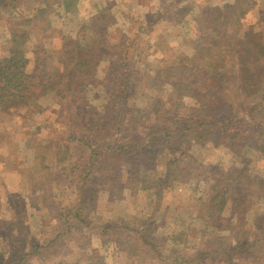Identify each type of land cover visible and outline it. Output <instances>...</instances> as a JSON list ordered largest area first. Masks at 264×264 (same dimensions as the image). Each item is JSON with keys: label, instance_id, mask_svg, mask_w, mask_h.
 <instances>
[{"label": "trees", "instance_id": "1", "mask_svg": "<svg viewBox=\"0 0 264 264\" xmlns=\"http://www.w3.org/2000/svg\"><path fill=\"white\" fill-rule=\"evenodd\" d=\"M27 1L29 0H2L0 9H21L22 4ZM74 1L64 0V9L72 8ZM48 12L47 7L35 10L23 22L21 29L12 31L6 37L10 49L0 60L2 113L14 117L21 110L37 111L42 101L62 90L71 96H84L92 87L91 80L98 79L106 57H109L107 60H113L115 56L119 60L117 69L110 73V97L114 104L112 114L105 115L95 108H90L85 113L62 112V124L68 127V133L63 138L51 139L49 142V146L56 151L55 164L36 167L40 172L52 173L53 170H58L60 175L54 182L57 180L59 183L61 175L72 179L74 191L70 195L76 197L74 202L59 210L61 222L58 226L62 227L63 233L61 231L53 236L47 250L60 248L62 243L72 241L91 246L93 236H85V230L89 228L100 235L103 241L107 239L111 244L115 243L116 247L121 244L116 241L123 238H134L130 243L142 242L146 260L160 264L167 259H164L166 245L154 240L150 235L151 230L142 228V223L136 220L138 224L134 222L132 227L106 220L95 223L96 208L90 207L95 204L96 199H90L88 191L91 187H96L97 183L104 190L106 185L121 184L126 178L134 189L144 184L150 197L161 201L165 193H171L189 180L207 182L211 179V176L203 179L201 174L198 175L197 159L191 151L215 142L236 154L246 142L253 140L264 159V113L259 109L260 106L264 110V34L256 32L254 28L243 38L231 33V29L239 27L249 13L247 0L240 1L233 9L221 7L201 12L198 21L203 24L201 41L196 46L193 57L181 56L176 66L172 67V74L178 71L173 77L175 99L171 96L169 102L163 104V110L156 113L158 117L167 113L174 116V120L157 124V121L145 117L138 119L139 121L129 118L128 104L137 92L126 66V48L128 42H131L127 37H123L124 40H114V35L100 28L81 44L73 36H66L60 68L53 70L48 78L29 71L27 61L29 55L33 54L31 46L36 42L35 34L43 33L44 27L51 25ZM104 12L100 13L96 22L105 21ZM119 50L121 52L115 54ZM232 61L235 62L240 77L242 98H239V102L242 112H239L234 101L228 100L231 98L232 87L228 77L223 75ZM142 66V76H147L146 69L149 65L146 59L142 60ZM185 91L195 103L194 113L183 112V106L179 105L180 96ZM245 100L250 103L247 105ZM171 106L174 111L170 110ZM249 118L253 123L252 131L247 130L242 121ZM130 121L139 129L134 130L132 127L129 132L127 127L130 126ZM76 148L84 150L87 158L75 159ZM213 175L211 190L202 194L199 210L210 226V233L215 236L228 224L223 216L230 208L247 210L253 198L257 204L264 206V178L249 182L247 174L242 172H231L226 180L214 179ZM251 186L257 187V192ZM159 210L158 205L155 212ZM150 216L153 217V214ZM18 227L21 229V226ZM19 231L20 235L14 239L15 244L17 242L13 247L14 254L7 264H24L28 258L43 250L37 248L29 251L25 248L21 251L18 245L23 243L26 232ZM253 231L248 241L243 228L237 241L233 238L230 242V237L220 248L212 245L201 248L196 246L188 249L194 251L189 257L185 253L173 255V263L264 264V216L258 217ZM30 238L33 239L31 236ZM133 255L137 256L138 252Z\"/></svg>", "mask_w": 264, "mask_h": 264}, {"label": "rangeland", "instance_id": "2", "mask_svg": "<svg viewBox=\"0 0 264 264\" xmlns=\"http://www.w3.org/2000/svg\"><path fill=\"white\" fill-rule=\"evenodd\" d=\"M240 1L242 0H75L72 8L64 9V0H29L22 4L21 9H0V60L10 49L6 37L12 31L21 29L23 22L42 7L49 9L51 25L45 26L43 33L35 34L36 42L31 46L33 54L29 55L27 61L32 74L35 72L48 78L53 70L60 68L66 36H73L81 44L100 28L114 35V40H124L123 37H127L131 42H128L126 48V66L137 92L128 104L129 118L142 120L145 117L157 121V124H165L168 120H174V116L165 113L163 117H158L156 113L161 112L163 104L168 103V99L174 95L173 77L178 71L172 74V67L176 66L181 56L193 57L194 50L201 41L203 24L198 23L201 12L221 7L233 9ZM247 1V17L239 27L231 29V33L240 38L247 35L251 28L264 34V0ZM102 11H105V21L96 22ZM119 52L121 51H116L115 54ZM108 58L102 64L98 79L91 80L92 87L84 96H71L62 90L42 101L37 111L21 110L19 115L9 117L0 110V264H7L14 254V239L20 235L19 230L26 232L23 243L18 245L21 251L25 248L29 251L43 249L41 253L28 258L24 264H158L146 260L142 242L130 243L134 238H123L116 241L121 242L116 247L115 243L113 245L107 239L103 241L100 235L89 228L85 230V236H93L92 246L72 241L62 243L60 248L47 250L53 236L61 231L63 233L62 227L58 226L61 222L59 210L74 202L76 197L70 195L74 191L72 179L61 175L57 183L54 179L60 175L58 170H53L52 173L40 172L36 167L55 164L56 151L49 146V142L51 139L63 138L68 133V127L62 124V112L85 113L90 108H95L105 115L112 114L114 104L110 97V73L117 69L119 59L115 56L113 60H107ZM143 59L149 65L146 69L147 76H142ZM223 75L228 77L232 87L231 98L228 100L234 101L239 112H242L239 102V98H242L240 77L235 62L232 61L227 66ZM180 98L179 105L183 106V112L194 113L195 103L188 97V93L183 92ZM244 103L248 105L250 102L245 100ZM259 109L264 113L263 108L259 106ZM170 110L174 111L172 106ZM242 121L245 128L252 131V120L249 118ZM129 124V132L132 127L134 130L139 129L133 126V121ZM216 143L218 142L205 148L196 147L191 151L197 159L198 175L201 174L203 179L211 176V179L207 182L189 180L171 193H165L160 202L150 197L144 184L134 189L126 178L121 184L106 185L104 190L97 183L96 187H91L88 191V197L97 202L90 207L96 208L94 222L117 219L119 224L131 226L139 221L142 228L151 230L150 235L154 240L166 245L164 259H167L160 264H174L173 255L187 254L185 256L189 257L194 251L188 249L196 246L201 248L212 245L220 248L230 237V242L233 238L237 241L243 228L248 241L253 229L255 230L258 217L264 216L263 204H257L253 198L247 210L234 211L230 208L223 216L228 224H225L226 227L221 229L220 234L213 236L210 226L201 216L200 198L204 192H210L213 174L214 179L223 180L231 172L246 173L249 182L264 178V159L253 140L246 142L236 154ZM75 151V159L87 158L84 150L76 148ZM16 174H19L16 179L8 178ZM251 188L257 192V187ZM158 205L160 210L155 212ZM134 252H138V255H133Z\"/></svg>", "mask_w": 264, "mask_h": 264}, {"label": "crops", "instance_id": "3", "mask_svg": "<svg viewBox=\"0 0 264 264\" xmlns=\"http://www.w3.org/2000/svg\"><path fill=\"white\" fill-rule=\"evenodd\" d=\"M18 175H19V174L12 175V176H8V178L10 177V178H9L10 180H11V179H16V178L18 177ZM11 177H12V178H11ZM104 221H105V220H104ZM106 221H108V222H109V221H115V222L119 223L117 219H115V220H113V219H109V220H106ZM93 244H94V243H93V241H92L91 246H92Z\"/></svg>", "mask_w": 264, "mask_h": 264}]
</instances>
